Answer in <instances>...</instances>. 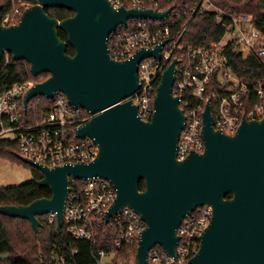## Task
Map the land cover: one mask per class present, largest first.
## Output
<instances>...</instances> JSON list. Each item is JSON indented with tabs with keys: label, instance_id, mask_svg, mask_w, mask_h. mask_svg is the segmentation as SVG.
Listing matches in <instances>:
<instances>
[{
	"label": "water",
	"instance_id": "95a60500",
	"mask_svg": "<svg viewBox=\"0 0 264 264\" xmlns=\"http://www.w3.org/2000/svg\"><path fill=\"white\" fill-rule=\"evenodd\" d=\"M36 1L19 23L0 22V70L4 52L9 51L15 60L30 64L33 76L50 73L27 91L25 108L38 95L53 98L62 91L70 103L93 114L79 127L78 135L94 138L99 153L90 162L53 167L19 155L43 173L38 182L52 195L29 204L0 205V213L29 220L36 234L42 226L38 216L55 213L62 229L70 177H102L117 189L106 217L129 206L146 222L136 252L138 264H151L149 252L157 244L176 257L179 226L205 204L213 207V216L190 263L264 264V117L245 116L231 135L214 127L208 103L203 113L205 150L179 159L186 114L180 97L173 94L176 60L163 72L150 120L139 115L132 99L122 101L141 87L140 61L152 55L161 58L163 43L117 60L109 52L110 34L130 17H164L171 9L159 13L117 8L110 0ZM3 7L0 0V13ZM47 7H65L74 14L59 19ZM69 43L75 49L73 55L67 52ZM8 257L4 254L0 260Z\"/></svg>",
	"mask_w": 264,
	"mask_h": 264
},
{
	"label": "built area",
	"instance_id": "2783aa9c",
	"mask_svg": "<svg viewBox=\"0 0 264 264\" xmlns=\"http://www.w3.org/2000/svg\"><path fill=\"white\" fill-rule=\"evenodd\" d=\"M1 1L4 3L0 13L3 25L19 23L24 11L37 2ZM110 1L117 8L152 9L159 13L171 9L164 17H130L126 23L117 26L108 42L109 52L117 60L130 58L141 48H154L163 43L161 58L152 55L140 61L141 87L122 100L132 99L144 120L153 116L157 87L163 72L176 60L173 94L180 97V106L186 114V125L178 143L179 159H185L192 151L205 150L203 113L208 103L211 104L214 127L227 134H235L245 116L248 119L264 117V78L251 82L241 77L228 60V52L234 49L243 57L254 56L264 64V28L260 19L253 14L224 11L214 0ZM198 12L215 14L224 27L221 39L210 46H186L182 41L188 24ZM12 60V53L5 51L2 64L8 65ZM35 77L0 92V139H16L20 155L50 167L94 160L99 153L97 142L90 136L78 135L79 127L93 114L70 103L62 91L49 98L52 100L51 108L41 119H25L23 111L28 110L25 108L27 91L47 79L44 73ZM29 103L30 107L35 105ZM116 198L117 189L108 179L70 177L63 226L74 240L86 239L94 245L105 241L106 247L97 248L92 264H124L130 252L128 247H138L146 227L141 214L129 206L107 218L106 213ZM212 216L210 204L199 206L183 219L178 228L181 238L176 257L157 244L149 252L150 263L191 264L190 259L198 252L201 236ZM48 219L54 222L57 216L49 213ZM61 246L54 243L50 257L41 252V261L46 264H77L74 254L78 249L68 255Z\"/></svg>",
	"mask_w": 264,
	"mask_h": 264
},
{
	"label": "trees",
	"instance_id": "16d2710c",
	"mask_svg": "<svg viewBox=\"0 0 264 264\" xmlns=\"http://www.w3.org/2000/svg\"><path fill=\"white\" fill-rule=\"evenodd\" d=\"M214 2L227 12L253 14L262 21L260 25L264 28V0H214ZM46 11L59 19L74 14V11L65 7H47ZM223 33L224 27L215 14L198 12L188 24L182 41L186 46H210L220 40ZM59 35L62 39L67 40V34L62 29H59ZM67 52L72 55L75 53V49L70 43L67 46ZM228 60L241 77L251 82L264 78V64L256 57H243L232 49L228 52ZM44 74L46 78L50 76L48 72ZM36 78L31 73L30 64L26 60L13 58L8 65L2 64L0 92L15 83ZM51 102V99L44 96L33 98L30 103L35 105L28 106V110L23 111L25 119L27 121L41 119L50 110ZM19 155L20 146L16 139H0V157L12 162L27 164L19 158ZM27 165L33 173L32 180L15 186L0 185V205L29 204L37 198L51 197L50 189L38 182L43 173L31 165ZM140 187L141 189L145 188L144 180L140 181ZM38 218L41 220L42 226L36 234L29 220L0 213V256L9 255L7 259L0 260V264H46L41 261L39 255L44 252L47 257H50L54 243L62 244L61 250L66 251L68 255H71L74 249H78V252L74 254L77 264H92L95 262L94 254L97 248L105 246V241L94 245L90 240H74L66 232L65 226L62 229L58 228L57 219L50 222L48 214L40 215ZM128 248H130L129 258L132 253L136 254L137 248L136 246Z\"/></svg>",
	"mask_w": 264,
	"mask_h": 264
},
{
	"label": "rangeland",
	"instance_id": "374dc122",
	"mask_svg": "<svg viewBox=\"0 0 264 264\" xmlns=\"http://www.w3.org/2000/svg\"><path fill=\"white\" fill-rule=\"evenodd\" d=\"M13 137V135H9ZM33 173L27 164L12 162L0 157V185L15 186L32 180ZM106 259H109L108 257ZM124 264H138L136 254H131Z\"/></svg>",
	"mask_w": 264,
	"mask_h": 264
}]
</instances>
